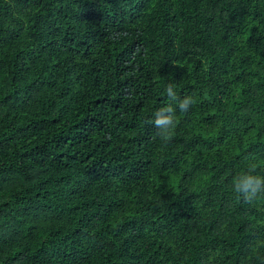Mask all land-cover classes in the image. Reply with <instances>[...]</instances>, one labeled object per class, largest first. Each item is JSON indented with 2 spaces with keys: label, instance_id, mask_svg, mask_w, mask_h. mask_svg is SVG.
<instances>
[{
  "label": "trees",
  "instance_id": "1",
  "mask_svg": "<svg viewBox=\"0 0 264 264\" xmlns=\"http://www.w3.org/2000/svg\"><path fill=\"white\" fill-rule=\"evenodd\" d=\"M251 164L264 0H0V264H264Z\"/></svg>",
  "mask_w": 264,
  "mask_h": 264
},
{
  "label": "clouds",
  "instance_id": "2",
  "mask_svg": "<svg viewBox=\"0 0 264 264\" xmlns=\"http://www.w3.org/2000/svg\"><path fill=\"white\" fill-rule=\"evenodd\" d=\"M175 85L169 84L166 87V93L170 101H176L181 112H187L190 106L195 103L191 96L179 100L176 93L173 92ZM164 113H169L165 115ZM176 108L172 103L167 104L155 113L154 125L160 129L162 138L172 128L175 127L176 122ZM256 165H249L247 171H243L232 178L231 187L236 194L237 199H243L247 203L256 201L264 197V175L255 174Z\"/></svg>",
  "mask_w": 264,
  "mask_h": 264
}]
</instances>
